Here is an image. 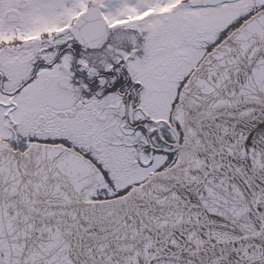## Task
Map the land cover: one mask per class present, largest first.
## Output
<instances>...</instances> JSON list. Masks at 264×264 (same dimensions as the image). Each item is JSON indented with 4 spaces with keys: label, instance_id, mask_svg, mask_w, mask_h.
<instances>
[{
    "label": "snow or ice",
    "instance_id": "snow-or-ice-1",
    "mask_svg": "<svg viewBox=\"0 0 264 264\" xmlns=\"http://www.w3.org/2000/svg\"><path fill=\"white\" fill-rule=\"evenodd\" d=\"M0 264H264V0H0Z\"/></svg>",
    "mask_w": 264,
    "mask_h": 264
}]
</instances>
